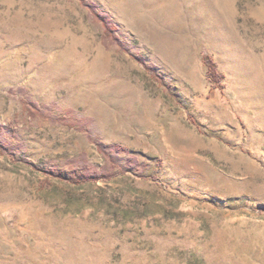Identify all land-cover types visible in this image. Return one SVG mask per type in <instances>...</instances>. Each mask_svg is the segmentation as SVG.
<instances>
[{"label":"rangeland","instance_id":"1","mask_svg":"<svg viewBox=\"0 0 264 264\" xmlns=\"http://www.w3.org/2000/svg\"><path fill=\"white\" fill-rule=\"evenodd\" d=\"M92 1L0 0V264H264V0Z\"/></svg>","mask_w":264,"mask_h":264},{"label":"trees","instance_id":"2","mask_svg":"<svg viewBox=\"0 0 264 264\" xmlns=\"http://www.w3.org/2000/svg\"><path fill=\"white\" fill-rule=\"evenodd\" d=\"M80 2L84 7L88 9L90 15L94 18V20L103 26L104 38L113 43L114 45H117L120 49H124V44L122 40L115 33L116 28L113 21L105 13L100 11L92 0H80ZM136 59L144 66L145 70H147L155 79H158L159 75L157 74L155 70V65L153 63L146 62L141 57H136ZM203 60L207 66V72L213 85L223 91V75L219 71L217 63L209 54H204ZM23 104L28 115L31 118L45 117L55 123L67 122L64 117L56 116L51 113V105L40 104L33 100H23ZM2 127L3 126L0 125V128ZM98 149L104 157V160L106 161L104 166L105 169L109 166H114L116 164L114 158L110 154V150L118 152L125 151V147L119 144L110 147L98 144ZM73 161V163H75V166H73L69 170H65L64 168L53 167L48 169L46 173L49 176H54L58 179L68 180L75 184H82L86 181L91 180L94 177H100L101 172L103 171L98 169L97 167L92 166L88 162L84 154L79 155L77 158L73 159ZM128 162L130 165H135L137 163V157L135 155L129 156Z\"/></svg>","mask_w":264,"mask_h":264}]
</instances>
